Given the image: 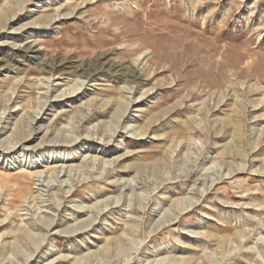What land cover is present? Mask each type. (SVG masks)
<instances>
[{
  "label": "rangeland",
  "instance_id": "obj_1",
  "mask_svg": "<svg viewBox=\"0 0 264 264\" xmlns=\"http://www.w3.org/2000/svg\"><path fill=\"white\" fill-rule=\"evenodd\" d=\"M4 10L0 264H264V0Z\"/></svg>",
  "mask_w": 264,
  "mask_h": 264
},
{
  "label": "bare ground",
  "instance_id": "obj_2",
  "mask_svg": "<svg viewBox=\"0 0 264 264\" xmlns=\"http://www.w3.org/2000/svg\"><path fill=\"white\" fill-rule=\"evenodd\" d=\"M25 1V3L28 5V4H31V3H33L35 0H24ZM38 8H40V7H38ZM24 10V9H23ZM23 10H21V12L23 11ZM1 14H0V30H5V25H6V23H7V21H9L10 23L11 22H13L15 19H16V17L18 16V13H17V15H13L12 17H10L9 18V20H7L8 19V16H7V11H2V12H0ZM43 23V21L41 20V18H35V19H33L31 22H29V23H27V25L25 24V26L24 27H21V28H19V29H15L14 30V32H18L19 33V31H27V30H29L30 28H42V26L43 25H41ZM44 23H46V25L48 26V25H52V23H53V20L52 19H47V20H45L44 21ZM45 26V25H44ZM46 27V26H45ZM4 44V43H3ZM2 45V44H1ZM27 51H29L30 53H35V46H34V48H33V46H31V47H29L28 49H27ZM85 69H83V71H84ZM53 86V85H52ZM53 88V87H52ZM54 89V88H53ZM52 91H54V90H52ZM49 93V92H48ZM48 95V94H47ZM67 94H65V96H66ZM60 96V95H59ZM57 98H64L63 96H60V97H57ZM50 102V101H49ZM48 101L46 102V105H47V103H49ZM45 106V105H44ZM119 108V107H118ZM117 108V109H118ZM121 109V108H120ZM120 109H118V110H116L117 111V113H115V114H117V115H119V114H121L122 115V113L124 112V114L125 113H127L126 112V110H120ZM124 109V108H123ZM43 110V109H42ZM82 115L83 114H81V117H82ZM116 116V115H115ZM80 117V116H79ZM117 117V116H116ZM121 117V116H120ZM24 119V118H23ZM20 122V121H19ZM22 124V123H21ZM22 126V125H21ZM21 129V128H20ZM22 131V130H21ZM21 131H19V132H21ZM22 133V132H21ZM20 134V133H19ZM21 136V135H20ZM20 136H18L19 138H21ZM238 136V135H237ZM27 138V137H26ZM22 139V138H21ZM18 142H19V140H18ZM22 143V142H21ZM64 143V142H63ZM51 153V152H50ZM53 153H55V152H52V154ZM57 154L60 156V158L62 157V161L64 162L66 159L67 160H70V157L71 156H68V158H66V155H70L69 153H65V152H57ZM59 162V161H58ZM55 167V166H54ZM54 167L52 166V165H49L48 166V170H53L54 169ZM63 167V166H62ZM62 171V170H61ZM51 172V171H50ZM54 172V171H53ZM52 172V173H53ZM61 173V172H60ZM32 174V173H31ZM25 178H26V176H25ZM39 178V177H38ZM24 182V181H23ZM22 182V183H23ZM49 196V195H48ZM44 207V206H43ZM35 211V210H34ZM47 216V215H46ZM50 217V216H49ZM44 219H46L45 217H43V220ZM93 223V222H92ZM44 224H46V229L48 230V232H50V231H52L53 229H54V227H55V224H56V220L54 221V220H51L50 218H49V220H47L46 219V221H45V223ZM91 224V223H90ZM89 223H87V224H83V225H80L79 227H76V228H74L73 229V231L71 230L70 232L71 233H75V232H77L78 231V229L79 230H85V229H87L88 227H89V225H90ZM91 226V225H90ZM69 228V227H68ZM62 233H64V232H62ZM55 234H58V232H56ZM37 242V241H36ZM31 259V257L28 259V261ZM27 261V262H28ZM45 262H47V260L45 261Z\"/></svg>",
  "mask_w": 264,
  "mask_h": 264
}]
</instances>
